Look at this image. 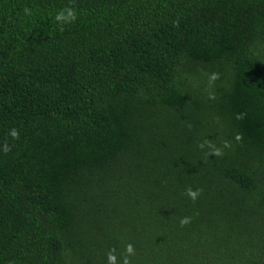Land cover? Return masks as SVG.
<instances>
[{
  "label": "trees",
  "instance_id": "obj_1",
  "mask_svg": "<svg viewBox=\"0 0 264 264\" xmlns=\"http://www.w3.org/2000/svg\"><path fill=\"white\" fill-rule=\"evenodd\" d=\"M0 264H264V0H0Z\"/></svg>",
  "mask_w": 264,
  "mask_h": 264
},
{
  "label": "clouds",
  "instance_id": "obj_2",
  "mask_svg": "<svg viewBox=\"0 0 264 264\" xmlns=\"http://www.w3.org/2000/svg\"><path fill=\"white\" fill-rule=\"evenodd\" d=\"M59 18V17H58ZM12 135H15V132L12 133ZM190 196H192L193 198L195 197L196 193L195 192H192L191 190H189V193H188ZM184 221H182L183 223Z\"/></svg>",
  "mask_w": 264,
  "mask_h": 264
}]
</instances>
